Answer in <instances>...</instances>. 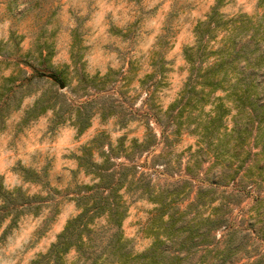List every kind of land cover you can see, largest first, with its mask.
<instances>
[{"label":"rangeland","instance_id":"1","mask_svg":"<svg viewBox=\"0 0 264 264\" xmlns=\"http://www.w3.org/2000/svg\"><path fill=\"white\" fill-rule=\"evenodd\" d=\"M217 1L225 20L235 23L245 14L264 27V0H0V85L9 75L19 83L32 73L30 65L63 69L68 76L63 89L34 79L18 90L19 109L11 104L0 111V183L6 189L20 186L37 196L31 200L39 205L37 213L21 214L5 232L0 230V264H31L48 251L79 213L77 193L93 182L83 168L90 161L124 181L121 231L133 252H144L157 237L165 239L170 215L179 226L192 218L199 224L216 207L221 223L213 235L218 249L231 246L229 264L264 260L261 138L235 149L227 143L217 151V141L194 132L195 123L212 116L220 102L230 109L221 130L242 123L243 115L221 90L210 94L203 111L186 112L176 132L180 120L175 116L186 102L180 93L189 74L183 50L194 44L197 23ZM109 70L107 80L99 79ZM82 74L98 77L88 82ZM50 87L64 94L56 105L72 113L93 97L86 105L92 113L86 129L78 132L69 120L54 125L51 111L22 122L24 110ZM0 93L1 104V87ZM256 126L252 131L259 130ZM97 222L104 224V218ZM197 229L201 233L202 225ZM171 239L169 246L177 242ZM201 243L197 236L185 264L204 259ZM74 259V250L63 256L64 264Z\"/></svg>","mask_w":264,"mask_h":264},{"label":"trees","instance_id":"2","mask_svg":"<svg viewBox=\"0 0 264 264\" xmlns=\"http://www.w3.org/2000/svg\"><path fill=\"white\" fill-rule=\"evenodd\" d=\"M219 7L217 1L205 15V19L197 23L194 44L186 46L183 50L189 74L185 88L180 93V100L184 98L186 102L175 116L180 120L175 124L176 132L185 124L182 120L186 112L189 111V116H192L191 110L194 108L203 111L205 104L210 100V94L221 90L225 92V97L231 98L236 104L237 113L244 117L242 123L234 125L229 132L225 131L227 127L221 130L230 109L220 102L214 104L212 116L195 123L194 132L199 134V137L203 132L204 137L210 139V142L217 141V151L232 142L230 149H235L249 142L250 138H261L259 147L264 151V27L245 14H240L241 18L235 23H232L233 20H225ZM30 68L32 73L23 75L19 83H16L14 75L1 78L0 87L4 91V97L0 111L9 108L11 104H16L12 110L19 109L17 92L34 79H46L55 85L58 82L51 80L54 77L63 81L65 86L68 83V76L63 69L54 70L49 65L45 67L46 70L37 69L33 65H30ZM110 74L109 70L99 79L105 81ZM151 76L152 74H148L145 78L139 79V84ZM96 77L98 75L90 77L82 74L83 80L88 78V82H93ZM122 78L125 79V75ZM7 84H11L10 87H7ZM61 96L64 94L60 93L59 89L50 87V90L39 95L34 103L24 110L22 122L26 123L29 119L51 111L50 121L54 125L69 120L78 132L86 129L92 115L89 112L90 106L87 108L86 105L93 97L91 99L87 97L72 113L56 105ZM95 96H98V93ZM215 99L221 100L223 97L218 96ZM178 103L179 100L173 102L169 109H173ZM101 107V114L105 117L107 108L103 103ZM255 122L256 129H259L257 132L252 131ZM160 129L163 130L162 127ZM163 135L164 132H161V136ZM221 135L223 136L215 138ZM99 138L100 135L95 136L91 143H96ZM80 166L83 167L82 164ZM87 166L83 167L84 171L92 175L93 182L90 185H83V189L77 193L79 213L67 221L48 251L33 259L31 264H64L63 256L70 250L75 251V259L70 264H185L184 259L189 256L197 236L202 238L204 251V259L200 264L230 263L233 254L231 246L218 249V241L213 235V231L221 223L216 215V207L213 208V213H208L199 223L202 225L201 233L197 232L199 224L194 223V218L179 226L177 220L170 215L164 223L165 239L157 237L144 252H133L127 246L121 231V223L126 212L125 202L120 193L124 184L122 177H115L114 173L108 172L106 167H99L94 161H90ZM36 197L25 193L20 186L6 189L0 183V230L3 229L5 232L21 214L37 213L39 205L35 206L31 200ZM98 218H104V224L100 225L97 222ZM6 222L9 224L5 227ZM172 237H175L177 242L169 246L168 241H174ZM184 253L185 257H182ZM255 263L264 264V260L257 259Z\"/></svg>","mask_w":264,"mask_h":264},{"label":"water","instance_id":"3","mask_svg":"<svg viewBox=\"0 0 264 264\" xmlns=\"http://www.w3.org/2000/svg\"><path fill=\"white\" fill-rule=\"evenodd\" d=\"M54 81H57L58 82V86L60 89H63L65 87L63 81H61L60 79H57V78H52Z\"/></svg>","mask_w":264,"mask_h":264}]
</instances>
